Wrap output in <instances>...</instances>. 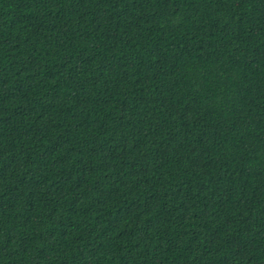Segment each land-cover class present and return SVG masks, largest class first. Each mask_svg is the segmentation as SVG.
<instances>
[{"label": "trees", "instance_id": "obj_1", "mask_svg": "<svg viewBox=\"0 0 264 264\" xmlns=\"http://www.w3.org/2000/svg\"><path fill=\"white\" fill-rule=\"evenodd\" d=\"M0 264H264V0H0Z\"/></svg>", "mask_w": 264, "mask_h": 264}]
</instances>
